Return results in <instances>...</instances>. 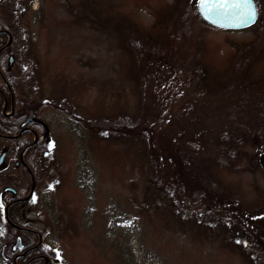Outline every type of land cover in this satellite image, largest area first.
Returning a JSON list of instances; mask_svg holds the SVG:
<instances>
[{
  "label": "rangeland",
  "instance_id": "374dc122",
  "mask_svg": "<svg viewBox=\"0 0 264 264\" xmlns=\"http://www.w3.org/2000/svg\"><path fill=\"white\" fill-rule=\"evenodd\" d=\"M174 1L103 0L98 23L85 25L73 24V16L52 0H23L28 4L24 18H15L12 9L0 5L2 20L15 30L9 52L13 62L6 60L16 85L14 105L16 99L26 110L24 101L35 99V105L25 104L48 126L51 139L43 149L47 155L41 153L32 167V198L12 213L38 233L42 248L58 252L61 264H264V96L256 101L247 95L262 76L254 75L247 88L245 75L234 78L227 65L234 46H264V0H254L257 20L240 30L202 32L203 19L191 10L192 53L180 69L150 55L156 45L149 29L157 13L163 14L164 6ZM199 33L204 41L197 50ZM195 56L197 60L188 62ZM256 68L258 74L264 64ZM63 83L71 88L62 92ZM73 83L80 84L74 99ZM6 84L0 75V88ZM257 90L259 96L264 92ZM125 107L132 115L143 113L144 125L157 130L144 148L145 163L137 161L142 150L132 135L121 138L99 131L100 124L125 114ZM234 108L236 122L249 136L247 148L261 164L255 172L232 173L212 163L219 131L228 126L226 115ZM85 119L99 130L84 126ZM14 156L0 169V192L11 186L17 196L29 197L30 176L15 168ZM200 172L210 181V174L216 175L212 182L218 193L211 196L202 190L193 196L202 208L191 218L194 224H165L161 213L149 221L135 207L147 175L161 178L163 198H171L165 193L170 190L185 207L195 187L202 186ZM210 209L214 217L237 220V232L231 236L226 225L219 229L220 221L209 215ZM3 219L0 205V248L10 236ZM202 222L208 228H202ZM228 236H235L239 245L226 244ZM246 236L249 243H241L239 238Z\"/></svg>",
  "mask_w": 264,
  "mask_h": 264
},
{
  "label": "trees",
  "instance_id": "16d2710c",
  "mask_svg": "<svg viewBox=\"0 0 264 264\" xmlns=\"http://www.w3.org/2000/svg\"><path fill=\"white\" fill-rule=\"evenodd\" d=\"M52 2L55 5L62 6L71 14V16H73V24L77 23L80 25H85L90 23H98L100 17L102 16L101 12L103 9V0H52ZM196 2L197 0H189V3L187 1L181 2L179 0H175L172 6L166 4L169 8L164 9V6V13H157L159 16L155 17V20L151 28L149 29L150 37L153 35V43L156 45V49L152 48L150 55H158L167 63V65L171 66L174 69L182 68L183 63L187 62V58L192 53V50H190L188 44L190 39L189 32L193 26L192 19H190L191 10L194 11L195 15L200 19L198 12L196 11ZM201 21L204 23L202 32H207L211 29L221 30L206 23L203 20ZM0 23H3L1 19ZM201 33H199L197 36L195 35V45L197 50L201 48L202 42L204 41V37ZM245 56L247 61H243V58ZM194 59L197 60L196 56L192 57L191 60H188V62L190 61V63L192 64ZM228 59V69L231 67L229 69V75H234V78L237 77L239 74L245 75L246 83H244L246 84L245 87L248 86L247 88H251L250 85H252V77L254 75H260L262 76V78H258L254 84L256 85V87L259 85L264 86V71H257L258 74L254 72L257 69L256 64H258L259 62H262L264 64V46H262L261 48H258L256 45L253 44H242L240 46H234V48H232L231 53L229 54ZM6 68V61L0 60V71L3 74L2 77L11 86V88H15V82L14 80H10V72L6 71ZM240 75L238 76L239 79ZM47 79H49V81L51 82H54L50 77ZM256 87L251 88L250 91H248L247 95L254 96V100L259 101L260 97L264 96V92H261L262 94L260 96L256 95L255 92H258L257 89L263 91L264 89ZM66 88L71 87L70 85L63 83L61 85L62 92H64ZM77 88H80V84L75 85L73 83V99L76 96L75 93ZM225 89L229 88H223L222 90ZM30 97H36V92L31 94ZM31 100L35 99H30L28 100V102L24 101L23 105L26 108L25 110L21 109L20 106H18V100L15 99V107L17 108H15L14 115V133H16L19 129L18 124L22 120L23 114H26L28 116H36L33 110H31L32 108L25 104L26 102L33 103V101ZM126 107L125 114L122 113V116L118 115L117 119L111 121L106 126H102L100 124L99 127L101 128V130L98 129V124L95 125L94 123L88 122L86 119L85 121L81 120V122L84 126L88 127V129L99 130L103 134L111 133L121 138L132 135L133 138L136 140L137 146L140 147V151L142 150L137 158V161L139 160L142 162L141 159L147 158L144 153V148H148V141L151 138L150 136H152L154 132H157V130L144 125V123L146 122V117L143 113L141 114L140 112H138L132 115V112L129 109L130 107H128L127 109ZM234 110L235 108L229 110L228 115H226L227 120L225 121L228 123V126L224 125V128L219 131L221 132V134L218 136V154L216 155V160L212 163L218 168H223V170L226 169L232 173L255 172L261 167V164L257 160L256 156L250 150H248L247 147L250 143L249 136L246 134V130L243 127V124L236 122V110ZM63 111H67L66 113H68L66 107L63 108ZM115 117L116 116H112V118ZM79 119L83 118L79 116ZM160 134H162V132H159V135ZM145 162H147V160L142 163ZM143 167L146 166L143 165ZM210 175L212 177L211 180L215 182L216 175L214 173H211ZM148 177L149 175H147L144 180L142 196L140 197V199H138L137 197L135 198L134 205L139 210L140 214L146 217L149 221H153V216L155 213H161L162 220L163 222L165 221V224H172V221L174 220H178V222H181L182 224L184 223V221L194 224V219L191 218H194L196 215L201 214L199 212L202 211V208L199 207L200 204L199 206L197 205L193 196L197 197L198 195L202 194V190H205L206 192L210 193L211 196L217 195L218 193V187L215 188L213 182L208 180L206 174L204 172H200L199 181L200 183H202V186L200 187L199 184V186L195 187V190L193 192L191 191V197L193 199H187L185 203L186 205L184 207L183 203H180L179 199L174 198L172 196L174 193L170 190L165 191V193H171V198L162 197L161 190L158 188L161 183V178L159 176L155 178ZM172 198L174 199L171 200ZM204 198L205 196H202L201 201H203ZM206 203L204 202V205L208 207L209 204H212L214 202L211 201ZM229 207V204L225 206V208ZM223 208L224 207H222V209ZM203 209L207 210V208L204 206ZM211 210L212 209L208 210L210 213L209 215L214 217V214L211 215V213H213V211ZM226 213H228V211L222 210V214ZM214 218L220 221L219 229L225 228L226 225L228 231H230L231 233V236L235 234V232H237V228L235 227V225L237 224V220H231V218L229 217L226 219V216H224L223 218L216 216ZM9 219L11 220V222L18 226H26L22 223L21 220L17 219L12 212L9 213ZM233 222H235V225ZM259 222L262 223L261 220H259ZM202 224V228H208L205 227V224L203 222ZM2 225L8 227L10 230V238L8 237L9 240H7L6 242L7 245H10L11 241L15 238L16 234H20L22 236V239H27V242L33 243L36 239H38V236L36 234L27 233L26 231H20L16 228H13L6 219L2 220ZM242 228L243 224L240 225V229ZM211 233L213 234V232ZM247 236L244 239L239 237L238 238L241 240V243L247 244L249 243V241L246 240ZM238 241L239 240L235 238V236H233L232 238L228 236L226 238V244L228 243L232 245H239ZM38 251V254L44 255L46 257H51L53 255V251L45 250L41 247L38 249ZM38 261L40 260L38 259Z\"/></svg>",
  "mask_w": 264,
  "mask_h": 264
},
{
  "label": "flooded vegetation",
  "instance_id": "af4514ba",
  "mask_svg": "<svg viewBox=\"0 0 264 264\" xmlns=\"http://www.w3.org/2000/svg\"><path fill=\"white\" fill-rule=\"evenodd\" d=\"M22 1L23 0H0V5L7 6V10L12 9L11 11L13 12L12 14L15 15V18L19 15L24 18L28 12V4L24 6L25 4H23ZM23 13L24 15H22ZM0 19L2 20L1 15ZM3 20V23H0V60H7L10 65L13 62V58L9 52L14 44L15 30L6 24V22L8 23V20L6 21L5 18H3ZM15 23H17V21H15ZM0 75L3 76L1 71ZM14 115L15 105L13 88H9V85L6 84V88H0V169H4V167L7 168V165L12 162L13 156L15 155L14 157H16V159L13 162L15 168L24 169L30 176L28 190V193L30 192L29 197H19L17 196V191L15 195L7 192L2 198L0 194V205L3 209L6 220L5 209H7V216L9 217L10 212H13L17 207H24V205L32 198L35 187V174L33 169L39 155L41 153L43 156L47 155L48 152L43 151V149H45L51 140L48 137L49 129L46 124L31 121L26 125H22L28 117L26 114H23V118L18 124L19 129L14 133ZM33 117L39 118L37 116ZM46 129L48 130L47 134L45 133ZM27 137H31V140H28ZM3 200L4 204H2ZM28 227L29 225L23 227L19 226L17 229L20 231H26L27 233L36 234L38 240L33 243L27 241L24 242L20 234H16L15 239L18 235L21 238V243L23 244L22 249H14V243L10 245H7L6 243L3 244L0 248V264H38V262L39 264H61L60 260L58 262L52 261L58 256V252L56 251H53L51 257L38 254V249L40 247L42 248L40 236L36 231ZM38 259L40 261H38Z\"/></svg>",
  "mask_w": 264,
  "mask_h": 264
},
{
  "label": "snow or ice",
  "instance_id": "6c2138e0",
  "mask_svg": "<svg viewBox=\"0 0 264 264\" xmlns=\"http://www.w3.org/2000/svg\"><path fill=\"white\" fill-rule=\"evenodd\" d=\"M198 7L205 19L217 23L220 19H235L234 27L247 26L255 21L254 0H198ZM54 145H49L53 147ZM59 259V255L57 256Z\"/></svg>",
  "mask_w": 264,
  "mask_h": 264
},
{
  "label": "water",
  "instance_id": "95a60500",
  "mask_svg": "<svg viewBox=\"0 0 264 264\" xmlns=\"http://www.w3.org/2000/svg\"><path fill=\"white\" fill-rule=\"evenodd\" d=\"M254 4H255V1H254ZM255 8H256V18H255V21L247 26H242V27H234V26H231V25H235L238 23L237 20L235 19H220L217 21V23H213V22H210V20H207L204 18V16L201 14L200 10H199V7H198V3H197V11L200 15V17L207 23H209L210 25L214 26V27H217V28H221V29H230V30H240V29H244V28H247L251 25H253L256 20H257V17H258V11H257V7H256V4H255ZM10 43V42H9ZM31 121H35V122H38V123H42L44 124V122L41 120V119H38V118H35V117H28L25 119V121L23 122L22 125H26L27 123L31 122ZM46 134L48 133V130L46 129ZM1 161V159H0ZM33 186V185H32ZM7 192H10L12 193L13 195H15L16 193V190L11 187V186H5L2 191H1V198L3 197V195ZM2 204H4V200L2 201ZM5 214H6V218H7V209H5ZM10 224L14 227V228H17L18 226L15 225L14 223H12L10 220H9ZM23 247V244L21 243V238L20 236H17L16 239H15V243L13 245V248H18L19 250H21ZM53 262H58L59 259H53L52 260Z\"/></svg>",
  "mask_w": 264,
  "mask_h": 264
}]
</instances>
